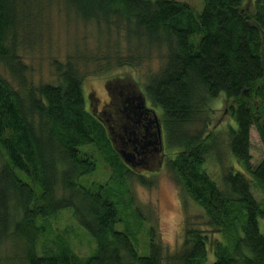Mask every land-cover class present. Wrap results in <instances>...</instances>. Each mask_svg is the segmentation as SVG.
<instances>
[{"label": "trees", "instance_id": "16d2710c", "mask_svg": "<svg viewBox=\"0 0 264 264\" xmlns=\"http://www.w3.org/2000/svg\"><path fill=\"white\" fill-rule=\"evenodd\" d=\"M42 2L72 6L85 19L114 21L139 44L164 47V67L144 93L160 113L172 151L165 167L184 197L201 208L209 229L186 228L171 257H163L153 228L148 253L140 256L135 232L117 229L123 219L109 184H83L97 168L86 148L103 156L120 186L134 178L152 183L130 172L114 151L86 108L77 71L57 61L58 84L38 88L15 71L17 46L29 33L24 13ZM202 2L195 17L188 4L174 0H0V240L11 231L26 264H206L209 250L212 264H264L258 226L264 207L252 194L264 193V158L251 165L249 142L255 126L264 146V0ZM106 60L102 67L109 68ZM4 66L14 82L4 77ZM220 94L235 127L216 133L209 131L208 113ZM221 137L234 165L216 180L205 165L210 156L221 158ZM58 185L66 193L59 200ZM123 192L130 200L127 186ZM64 212L93 243L88 256L74 252L67 229L52 230ZM133 215L139 220L138 212Z\"/></svg>", "mask_w": 264, "mask_h": 264}, {"label": "rangeland", "instance_id": "374dc122", "mask_svg": "<svg viewBox=\"0 0 264 264\" xmlns=\"http://www.w3.org/2000/svg\"><path fill=\"white\" fill-rule=\"evenodd\" d=\"M174 1L188 4L195 17L199 16L203 9L202 0ZM30 9L24 13L29 33L26 34L24 45L17 46L15 71L17 72L19 68L24 83L33 88L46 84L56 85L60 77L53 63L63 61V65L60 66L69 65L82 77L86 108L91 115L92 107L88 104L91 102L94 106L96 99L105 98L104 86L107 81H115L117 78L133 79L130 81L144 89L160 68L164 67V47L150 48L146 42L139 44L138 36L130 35V29L123 25L116 26L114 21L104 22L105 25L93 19H85L74 7L66 8L62 4L56 6L54 2L51 5L42 2L40 7ZM106 59L110 61L109 68L105 65L102 67ZM123 63L127 66L123 67ZM4 68V77L14 82L10 69L5 66ZM209 108V131L219 133L229 124L235 127L224 103L223 94L214 99ZM156 111L159 117L160 113L157 109ZM219 139L221 158L210 156L205 165L208 173L216 180H219L220 175L232 164L234 165L225 144V137ZM249 142L250 163L255 167L264 158V146L255 126L250 130ZM83 152L93 156L97 164L95 172L84 178L83 184L86 186L109 184L115 201L121 208L123 219V223L118 225L117 229L123 231L128 226L135 232L140 256L148 253L147 231L150 228H153L164 258L171 257L179 250L186 228L209 231L201 208L190 198L184 197L165 166L163 168L154 166L150 169L151 173L139 169L136 175L148 176L146 180L152 183L151 186H143L135 178L127 180L120 186L113 182V173L102 155L95 153L92 148H86ZM165 154L166 160L172 158V151L167 147ZM125 186L130 200L123 192ZM252 194L264 207V193L252 189ZM65 196L66 193L58 185L56 199ZM134 211L139 213L141 221L137 219L138 217L135 218ZM51 226L52 230L56 229L57 232L65 229L70 232L71 245L76 254L80 256L90 254L93 243L76 226L69 212L59 215ZM258 226L260 232L264 234V220L259 219ZM207 256L206 264H212L211 250ZM0 264H26L22 245L11 236V231L5 239L0 240Z\"/></svg>", "mask_w": 264, "mask_h": 264}, {"label": "flooded vegetation", "instance_id": "af4514ba", "mask_svg": "<svg viewBox=\"0 0 264 264\" xmlns=\"http://www.w3.org/2000/svg\"><path fill=\"white\" fill-rule=\"evenodd\" d=\"M130 80L107 81L105 98L96 99L94 106L89 102L88 106L108 132L118 156L121 157L122 153L131 155L132 163L125 164L128 170L134 174L139 169L151 173V168H163L167 161L164 130L156 109L146 99L144 89Z\"/></svg>", "mask_w": 264, "mask_h": 264}, {"label": "water", "instance_id": "95a60500", "mask_svg": "<svg viewBox=\"0 0 264 264\" xmlns=\"http://www.w3.org/2000/svg\"><path fill=\"white\" fill-rule=\"evenodd\" d=\"M120 158L126 165H130L132 163V157L129 154L122 153Z\"/></svg>", "mask_w": 264, "mask_h": 264}]
</instances>
